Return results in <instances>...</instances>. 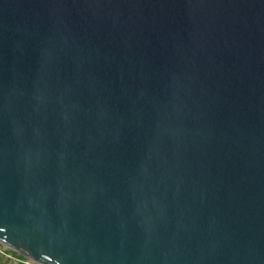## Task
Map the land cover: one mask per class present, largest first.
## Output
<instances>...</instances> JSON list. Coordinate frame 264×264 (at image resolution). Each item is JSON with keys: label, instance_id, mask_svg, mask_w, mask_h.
Instances as JSON below:
<instances>
[{"label": "water", "instance_id": "95a60500", "mask_svg": "<svg viewBox=\"0 0 264 264\" xmlns=\"http://www.w3.org/2000/svg\"><path fill=\"white\" fill-rule=\"evenodd\" d=\"M0 243L264 264V0H0Z\"/></svg>", "mask_w": 264, "mask_h": 264}, {"label": "built area", "instance_id": "2783aa9c", "mask_svg": "<svg viewBox=\"0 0 264 264\" xmlns=\"http://www.w3.org/2000/svg\"><path fill=\"white\" fill-rule=\"evenodd\" d=\"M8 246L0 243V253L5 258L7 264H42L28 256H25L11 248L8 250Z\"/></svg>", "mask_w": 264, "mask_h": 264}, {"label": "rangeland", "instance_id": "374dc122", "mask_svg": "<svg viewBox=\"0 0 264 264\" xmlns=\"http://www.w3.org/2000/svg\"><path fill=\"white\" fill-rule=\"evenodd\" d=\"M8 250H10L9 248H7ZM6 261L5 258L3 257V255L0 253V262Z\"/></svg>", "mask_w": 264, "mask_h": 264}, {"label": "crops", "instance_id": "0c3cea01", "mask_svg": "<svg viewBox=\"0 0 264 264\" xmlns=\"http://www.w3.org/2000/svg\"><path fill=\"white\" fill-rule=\"evenodd\" d=\"M0 264H7V262L6 261H3V262H0Z\"/></svg>", "mask_w": 264, "mask_h": 264}]
</instances>
